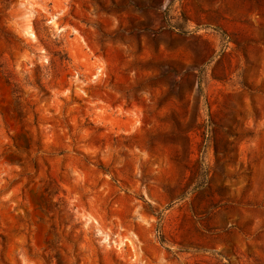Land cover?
<instances>
[{
  "label": "rangeland",
  "instance_id": "374dc122",
  "mask_svg": "<svg viewBox=\"0 0 264 264\" xmlns=\"http://www.w3.org/2000/svg\"><path fill=\"white\" fill-rule=\"evenodd\" d=\"M0 264H264V0H0Z\"/></svg>",
  "mask_w": 264,
  "mask_h": 264
},
{
  "label": "trees",
  "instance_id": "16d2710c",
  "mask_svg": "<svg viewBox=\"0 0 264 264\" xmlns=\"http://www.w3.org/2000/svg\"><path fill=\"white\" fill-rule=\"evenodd\" d=\"M201 185V182L197 184V186H200Z\"/></svg>",
  "mask_w": 264,
  "mask_h": 264
}]
</instances>
